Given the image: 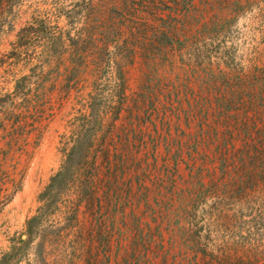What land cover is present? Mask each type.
<instances>
[{
    "label": "rangeland",
    "instance_id": "374dc122",
    "mask_svg": "<svg viewBox=\"0 0 264 264\" xmlns=\"http://www.w3.org/2000/svg\"><path fill=\"white\" fill-rule=\"evenodd\" d=\"M55 2L0 19V257L37 216L12 264H264V0ZM45 18L81 42L13 54Z\"/></svg>",
    "mask_w": 264,
    "mask_h": 264
},
{
    "label": "trees",
    "instance_id": "16d2710c",
    "mask_svg": "<svg viewBox=\"0 0 264 264\" xmlns=\"http://www.w3.org/2000/svg\"><path fill=\"white\" fill-rule=\"evenodd\" d=\"M22 1L24 0H0V19L5 15V13L11 12ZM59 1L60 0H56L55 4L58 5L57 3ZM86 1L88 5H91L94 2V0ZM55 8V11H57L56 18L61 17L64 14L65 18L71 19L76 15L71 10L65 11L64 8H61L60 6ZM1 20L0 27L3 26ZM83 31V29H79L77 31L75 35L76 40L70 37V35H64V33H62L56 25H52V23L48 21V18L34 19L32 23H29L26 27L19 31L16 42L13 45L12 53L15 54L30 45H40L42 49L40 53V55H42V60L47 59L54 49H59V54L63 55L66 53L67 48L70 47V43L75 42L78 45L81 42ZM81 56L83 57L82 52L79 55L82 59ZM43 62H45V60H43ZM43 62L40 61L41 64H43ZM24 79L25 78H22L21 80ZM90 98L91 101L86 106L85 114L82 116L84 122H87L88 124H91V121L97 119V114L94 111V102L96 98H94V96H91ZM85 126L75 127V131L72 132L71 135L73 136L71 137V147L65 154V160L58 172L51 177L49 185L43 190V192L40 193V202L50 199L54 192L55 185L59 184L66 174L73 173V167L70 165V162H72V158L75 154H79V157L82 159H86L89 155V152L93 147L94 139L93 133H90V130L92 129H89V125H87V129L85 130ZM38 220L39 218L37 216H33L25 222L24 231L12 240L10 250L0 257V264H12L13 262H17L19 260L23 254L24 248L31 244L34 239V230ZM23 236L25 239H22Z\"/></svg>",
    "mask_w": 264,
    "mask_h": 264
}]
</instances>
